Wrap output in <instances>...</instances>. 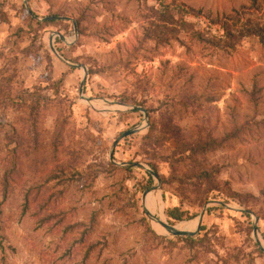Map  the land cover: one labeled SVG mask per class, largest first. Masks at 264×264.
Instances as JSON below:
<instances>
[{"label": "rangeland", "instance_id": "obj_1", "mask_svg": "<svg viewBox=\"0 0 264 264\" xmlns=\"http://www.w3.org/2000/svg\"><path fill=\"white\" fill-rule=\"evenodd\" d=\"M25 1L38 18L60 7L87 8L84 35H75L71 21L31 20ZM17 30L22 37L14 36ZM254 33L264 38V0H0V264H223L233 256L240 264H264L254 252L253 218L209 204L252 211L264 248V143L246 141L185 160L164 133L165 125L184 135L223 134L237 125L245 135L249 125L264 123V45ZM51 35L60 58L50 51ZM77 64L92 71L82 96L83 71L70 66ZM191 74L196 78L186 92L200 89L204 96L201 107L182 113L173 104ZM19 89L47 99L34 133L24 105L7 101ZM252 90L256 108L244 97ZM130 107L145 108L147 121ZM57 127L62 144L55 154ZM136 127L137 134L114 148L117 165L111 164L118 170L110 169L115 139ZM126 163L154 166L164 184L159 180L142 202L147 172L118 165ZM215 165L220 173L205 180L201 169ZM157 186L153 179L149 189ZM173 207L196 215L172 225L186 232L196 229L206 207L200 245L189 248L145 215L171 225L166 212Z\"/></svg>", "mask_w": 264, "mask_h": 264}, {"label": "trees", "instance_id": "obj_2", "mask_svg": "<svg viewBox=\"0 0 264 264\" xmlns=\"http://www.w3.org/2000/svg\"><path fill=\"white\" fill-rule=\"evenodd\" d=\"M78 5L80 6V4H78ZM165 9L168 12L167 14L169 15V17H168L169 19H166V21L168 20L170 22V19H171L170 9L168 7H165ZM59 10H61V12H57L56 14H51L48 17L64 16L62 13L70 14L75 19L74 21H75L76 31H77L78 35L83 36L84 31H85V23L84 22L86 20L85 19L86 14L89 12L88 9L87 8L82 9L81 7H79V9H75V10L74 9H72V10L71 9H65L64 10V8L60 7ZM26 13H27V11H26ZM28 16H29V14H28ZM34 16H36V15H34ZM44 18H47V17H44ZM31 20H34V19L31 18ZM63 22H70V21L51 20V21H46L43 24L56 25L58 23H63ZM34 24L37 26L42 25L41 23H38V22H34ZM72 27H73V25H72ZM21 32H22L21 30H17L15 32L14 36L17 38L22 37ZM106 34H109V36H113V34L111 32H107ZM254 35L259 38V43L261 45H264V38H262L261 35H258V34L256 35L255 33H254ZM57 52H59V51L57 50ZM91 73H92V71L89 69L87 71V74H91ZM62 78H63V76H61V78L58 81H56L55 84H58V85L61 84ZM195 78L196 77L193 76V74L189 75V80L187 81L188 89L181 92L177 98L178 100H176L175 101L176 103L173 104V105H176V107H178L180 110H182V113H188L189 112L188 110L193 109L196 106L201 107V104L198 101L200 100L201 97L204 96V91H202V90L200 91V89H198V90L193 89L192 93L186 92V91L191 90V88H192V86H191L192 82L191 81L194 80ZM15 95H16L15 99L11 95L7 99V101L11 104V106L18 105V103L20 105H24V112L26 113L25 123L27 124V129H30V133H34L37 129V126H38L39 110L41 109V107L43 105L46 104L47 99L41 97V95H39L38 93H36L34 91H32V92L29 91L28 89H19V91ZM244 97L247 99L248 103H252L254 108L257 107L258 101H257L256 92H254L253 90L251 92H248V91L244 92ZM121 103L127 104V105H129V104L135 105L134 101L121 100ZM7 106H8V104L4 103L3 107H7ZM169 106L172 107L171 105H168V104L166 105V107H169ZM20 108H21V106H20ZM173 110L175 111L176 109H173ZM166 112L167 111H165V113ZM135 113H137V112H135ZM169 122H170V118H168V123ZM262 125H264V123H258V122H255L252 125H249L248 128H249V131H250V129H251V131H250V133H247L245 135L241 132V130H242L241 127H239L237 125H233L232 129L224 132L223 134H217L212 129H209V130L204 131V132H198L195 134L190 133V134H185V135L180 132L179 127H177L176 125H172V126L165 125L164 133L166 134L168 139L173 140L176 149H178L179 154L181 156H184L183 158L186 160L189 158L193 159L194 157H197L199 155L209 153V152H216V151L225 152L228 150L233 151L235 144H241V143L246 142V141H250L251 144H254V145L258 144V143H264V134L260 133V131H261L260 128H264V127H261ZM8 127L10 129H12V131L16 130V127L13 124H10ZM59 128L58 127L55 128L56 130H55L53 138L51 140V148H52L53 153H55V154L60 152L58 150L62 144V137H61L62 135H61V131ZM150 133H151V131H149L148 135L146 137H144V139H150V136H149ZM34 142L37 144L38 141L37 142L34 141ZM16 145H17V143H15V146ZM185 154H188V157ZM193 162H195V160ZM234 162H237V160L234 159ZM107 166L110 169L118 170V168H115L114 165H112L110 162L107 163ZM235 166H237V165H235ZM131 169L132 168L130 167V168L122 169V170L130 171ZM151 169L158 176L157 169L154 166H151ZM220 169H221V167H219V165L212 166L208 169L202 168L200 175L205 180H208L210 178H213L215 175L219 174ZM146 176L148 178V189H149L153 184V179H152L151 175H149L148 173H146ZM158 178L161 181V183L164 184V179L161 177H158ZM151 192H152V190H150L146 194L145 200L148 199V197L151 195ZM162 198L164 199V196H162ZM230 198L232 200L237 199V197L234 194H232ZM249 198L254 199L252 196H249ZM206 201H207V199H206ZM223 203H226V202H223ZM244 204L245 203L242 200H239V206L242 207V205H243L244 209H246ZM219 210H223V209L219 208ZM210 212H211V209H208V213H210ZM166 216L169 219V221H171L170 222L171 225H175L174 223H178V222H182V221H191L196 217V215H190V216L185 217V215L183 213H181L179 211V209L176 207H173L170 211H167ZM241 217L250 221L249 214L241 213ZM248 225L250 226V222L248 223ZM203 231H204V227L201 226L200 232H203ZM176 238L179 241H182L185 244H187L189 246V248H193L196 245H200V243L203 242V240H204L202 237H199V235L195 238H190V237H176ZM253 247H254L255 254H257L258 256H264V253H262L259 250V248L257 247L256 244H253ZM230 258H231V262L230 261L229 262L224 261L223 264H240V261L237 257L233 256ZM1 264H6V263H1ZM248 264H250V263L248 262Z\"/></svg>", "mask_w": 264, "mask_h": 264}, {"label": "water", "instance_id": "obj_3", "mask_svg": "<svg viewBox=\"0 0 264 264\" xmlns=\"http://www.w3.org/2000/svg\"><path fill=\"white\" fill-rule=\"evenodd\" d=\"M25 5V9L27 11V13L29 14V16L34 19L35 21H38V22H46V21H51V20H63V21H71L72 25H73V29H74V32H75V35H76V25H75V21L69 17H63V16H60V17H47V18H38L36 16L33 15V13L30 11L29 7L27 6V1H25L24 3ZM61 41H64V38L56 33L55 34ZM54 35H51L50 36V42H49V48H50V51L58 58H60V56L58 55V53L56 52V50L53 48L52 46V38H53ZM71 67H74V68H79V69H82L83 71V78L81 79L80 81V85H79V95L82 96V93H83V88H84V83H85V77L87 75V70L86 68L83 66V65H70ZM83 98V97H81ZM85 101L87 102H90V99H86L84 98ZM105 103H109V104H113V103H110L106 100H104ZM118 106H121L122 104H116ZM126 107V105H124ZM130 111H133V112H140L142 115H143V119L145 121H147L148 119V112L145 108H142V107H130ZM140 131V128L139 127H136V128H132V129H129L125 132H123L117 139H115L113 145H112V148H111V151L109 153V161L110 163H114V160H113V150L114 148L116 147V145L119 143L120 140L122 139H125L127 137H130V136H133L135 134H137L138 132ZM117 165V164H115ZM119 166H122V167H136V168H143L149 175H151V177L153 179H156L157 180V183H158V186L157 187H154L152 189H148L146 191H144V193L142 194V202L146 196V194L150 191V190H158L159 189V186H160V181L157 177V175L155 174V172L149 168H145L142 164L140 163H126V164H118ZM209 204H214V205H218L220 207H223L229 211H234V212H239V213H246V214H249V216H251L253 218V221H252V237H253V240L255 242V244L257 245V247L259 248V250L264 253V248L261 247V245L259 244V241H258V238H257V233H258V229H257V223H258V218L250 211V210H243V209H235L231 206H227L226 204L222 203V202H210ZM206 207L201 211V213L198 215V218H197V227L194 231L192 232H186V231H180V230H177L175 229L172 225H169L167 223H162L160 222L159 220L157 219H153L155 221V223H157L158 225H160V227H162L170 236L172 237H190V238H194L197 236V234L200 232V228H201V224H202V219H203V216H204V211H205ZM145 215L147 217V219L149 221H152L151 217L149 216V214L145 211Z\"/></svg>", "mask_w": 264, "mask_h": 264}, {"label": "bare ground", "instance_id": "obj_4", "mask_svg": "<svg viewBox=\"0 0 264 264\" xmlns=\"http://www.w3.org/2000/svg\"><path fill=\"white\" fill-rule=\"evenodd\" d=\"M160 197V196H159ZM157 202L154 204V206L152 207V210H151V212H154L155 211V209H156V207H157ZM150 217H151V219L153 220V216H152V213L149 215ZM151 223H153L152 221H151ZM195 224H197V221L195 222ZM153 227V226H152ZM154 229V228H153ZM180 231H186L187 229L186 228H183V229H179ZM190 231V230H189ZM158 234H161V235H164V234H166V233H158Z\"/></svg>", "mask_w": 264, "mask_h": 264}, {"label": "crops", "instance_id": "obj_5", "mask_svg": "<svg viewBox=\"0 0 264 264\" xmlns=\"http://www.w3.org/2000/svg\"><path fill=\"white\" fill-rule=\"evenodd\" d=\"M31 11V10H30ZM49 40H50V37H49ZM52 40H53V38H52ZM50 42V41H49ZM52 43V42H51ZM203 220V219H202ZM190 222V221H189ZM257 228H258V225H257Z\"/></svg>", "mask_w": 264, "mask_h": 264}]
</instances>
